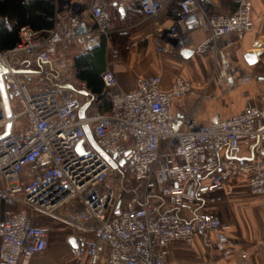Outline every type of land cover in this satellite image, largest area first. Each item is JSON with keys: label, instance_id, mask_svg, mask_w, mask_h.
Segmentation results:
<instances>
[{"label": "built area", "instance_id": "obj_1", "mask_svg": "<svg viewBox=\"0 0 264 264\" xmlns=\"http://www.w3.org/2000/svg\"><path fill=\"white\" fill-rule=\"evenodd\" d=\"M238 1L231 13L209 14L206 5L213 0H183L179 19L167 31L156 30L158 51L180 47L190 15L209 32L194 49L198 54H217L242 39L254 27L253 0ZM140 3L148 18L163 7L160 0ZM112 7L125 4L59 0L52 29L22 26L16 45L0 49V264H31L47 250L40 216L73 228L70 251L77 260L170 264L172 241L191 243L197 233L221 226L211 205L225 181L250 172V191L264 195V100L202 124L192 112L172 111L174 99L195 93L185 77L178 75L169 90H162L158 75L139 77L127 91L106 68L99 77L110 109L98 110L86 83L76 78L74 59L109 40ZM82 24L86 31L78 33ZM85 125L102 153L88 140ZM79 143L86 147L83 154L76 150ZM245 145L249 156L238 154ZM127 179L139 184L140 193L124 201Z\"/></svg>", "mask_w": 264, "mask_h": 264}, {"label": "crops", "instance_id": "obj_2", "mask_svg": "<svg viewBox=\"0 0 264 264\" xmlns=\"http://www.w3.org/2000/svg\"><path fill=\"white\" fill-rule=\"evenodd\" d=\"M107 1L125 4L124 8H110V14L115 28L130 34L128 55L120 58L121 63L114 62L111 49L107 55V68L116 73L125 90H134L139 77L152 75L160 76L162 90H169L175 78L181 75L192 82L195 93L174 99L172 111L178 115L192 112L202 124L239 115L248 103L259 105L264 100L263 0H253V29L217 54L194 52L209 37V32L195 21L188 23L187 38L179 48L169 53L158 51L156 30L167 31L176 21L167 10L172 0H160L163 7L154 18L143 16L136 23L124 22L122 26L117 24L115 17L125 18L130 3L140 0ZM221 1L213 0L215 5ZM186 48L193 52L186 54ZM248 52L260 54L259 61L248 63L245 59ZM238 154L249 156V146H243ZM249 177L250 172H242L222 184L216 192V202L211 205L218 211L221 226L207 233H197L191 243L172 241L167 247L168 263L264 264V195L250 191ZM69 229L48 231L47 250L35 255L31 264H107L104 258L93 260L85 256L77 260L70 251L74 231Z\"/></svg>", "mask_w": 264, "mask_h": 264}, {"label": "trees", "instance_id": "obj_3", "mask_svg": "<svg viewBox=\"0 0 264 264\" xmlns=\"http://www.w3.org/2000/svg\"><path fill=\"white\" fill-rule=\"evenodd\" d=\"M183 0H172L168 6V15L177 20L181 16V4ZM59 0H0V49H9L16 45L19 40V29L22 26H31L35 30L47 31L54 27L57 5ZM239 5L238 0H222L219 5L210 2L206 5L209 14L231 13ZM145 16L140 1H132L125 18L115 17L117 24L122 26L124 22L133 24ZM119 27L115 28L110 35L109 43H103L88 52L75 57V74L79 81L85 82L87 89L97 101L98 110L107 112L110 109L109 93L104 86L99 74L107 68V55L109 49L112 51L113 60L121 63V57L126 58L129 52L128 43L130 41L129 32H119ZM116 74V73H115ZM125 182L122 192L129 200L140 192V186L128 187Z\"/></svg>", "mask_w": 264, "mask_h": 264}, {"label": "water", "instance_id": "obj_4", "mask_svg": "<svg viewBox=\"0 0 264 264\" xmlns=\"http://www.w3.org/2000/svg\"><path fill=\"white\" fill-rule=\"evenodd\" d=\"M197 17L195 15H190L188 18H187V23H190V22H193V21H196ZM86 29H85V26L82 24L79 28H78V33H83L85 32ZM184 52L186 54H191L193 52V50L191 49H184ZM261 55L260 54H257L255 52H248L245 54V59L247 60L248 63L250 64H255L259 61ZM70 87L72 89H74L73 86L70 85ZM82 94H87L86 91H81ZM90 105V102H86L83 104V106L80 108L79 110V117L80 118H83L85 116V112H86V109L89 107ZM84 129L86 131V135H87V138L88 140L90 141V143L98 150L102 153V150L97 146L95 140H94V137L92 135V131L90 129V127L88 125H85L84 126ZM124 160L121 161V163H123ZM114 167H116V165L114 163H112ZM70 242L72 245H75V241H74V238L73 239H70Z\"/></svg>", "mask_w": 264, "mask_h": 264}, {"label": "rangeland", "instance_id": "obj_5", "mask_svg": "<svg viewBox=\"0 0 264 264\" xmlns=\"http://www.w3.org/2000/svg\"><path fill=\"white\" fill-rule=\"evenodd\" d=\"M15 107L17 110L20 109V107H19V105H17V103H16ZM19 121L21 123H23L25 121V118H20ZM76 150L78 153L83 154L86 152V147L83 145V143H79L76 147ZM125 182L128 184L127 185L128 187H136V188L138 187L137 186L138 183L136 181H134L133 179H127ZM123 200L127 201V199L124 197V195H123ZM36 222H37V224L45 227L48 231L53 230V229L54 230L57 229V230L70 231V229H69L70 226L68 224H65L63 221H59V220H56L54 218L40 216Z\"/></svg>", "mask_w": 264, "mask_h": 264}]
</instances>
